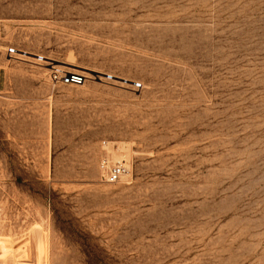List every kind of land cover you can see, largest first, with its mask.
I'll return each instance as SVG.
<instances>
[{"label": "rangeland", "instance_id": "1", "mask_svg": "<svg viewBox=\"0 0 264 264\" xmlns=\"http://www.w3.org/2000/svg\"><path fill=\"white\" fill-rule=\"evenodd\" d=\"M14 263L264 264V0H0Z\"/></svg>", "mask_w": 264, "mask_h": 264}, {"label": "built area", "instance_id": "2", "mask_svg": "<svg viewBox=\"0 0 264 264\" xmlns=\"http://www.w3.org/2000/svg\"><path fill=\"white\" fill-rule=\"evenodd\" d=\"M9 52H15L14 48H9ZM32 58L37 62H44L47 64H51V74L50 78L52 81H59L62 84H81L84 81V75L81 72L75 70H62L58 68V65L53 64L50 61H47L45 57L41 55H34ZM136 87H140V83H134ZM100 175L102 179L107 183H114L120 177H122L127 169L121 164H110L107 160L103 159L99 165Z\"/></svg>", "mask_w": 264, "mask_h": 264}, {"label": "bare ground", "instance_id": "3", "mask_svg": "<svg viewBox=\"0 0 264 264\" xmlns=\"http://www.w3.org/2000/svg\"><path fill=\"white\" fill-rule=\"evenodd\" d=\"M4 260V259H3ZM10 260V259H9ZM15 264V263H14Z\"/></svg>", "mask_w": 264, "mask_h": 264}]
</instances>
